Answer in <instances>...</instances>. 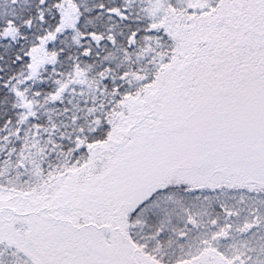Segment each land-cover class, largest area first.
I'll list each match as a JSON object with an SVG mask.
<instances>
[{
    "label": "snow or ice",
    "instance_id": "obj_1",
    "mask_svg": "<svg viewBox=\"0 0 264 264\" xmlns=\"http://www.w3.org/2000/svg\"><path fill=\"white\" fill-rule=\"evenodd\" d=\"M0 264H264V0H0Z\"/></svg>",
    "mask_w": 264,
    "mask_h": 264
}]
</instances>
